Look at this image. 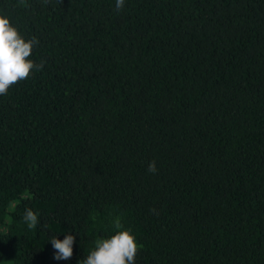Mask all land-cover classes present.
Instances as JSON below:
<instances>
[{
    "label": "trees",
    "instance_id": "obj_1",
    "mask_svg": "<svg viewBox=\"0 0 264 264\" xmlns=\"http://www.w3.org/2000/svg\"><path fill=\"white\" fill-rule=\"evenodd\" d=\"M0 16L43 62L0 95V264H77L117 219L135 264H264V0H0Z\"/></svg>",
    "mask_w": 264,
    "mask_h": 264
},
{
    "label": "clouds",
    "instance_id": "obj_2",
    "mask_svg": "<svg viewBox=\"0 0 264 264\" xmlns=\"http://www.w3.org/2000/svg\"><path fill=\"white\" fill-rule=\"evenodd\" d=\"M123 5L124 0H116L117 10L122 9ZM37 44L35 37L26 41L6 17L0 16V95H6L11 86L26 80L33 68L37 71L42 69L43 62L34 64L28 59ZM147 171L156 172L155 161L149 163ZM23 219L30 229L39 223L37 214L29 208L25 209ZM114 226L117 229L115 234L96 240L94 250L77 264H135L138 252L135 237L130 230L122 228L119 219ZM49 242L54 249L55 260L71 259L75 242L72 234L65 235L62 241L52 236Z\"/></svg>",
    "mask_w": 264,
    "mask_h": 264
}]
</instances>
